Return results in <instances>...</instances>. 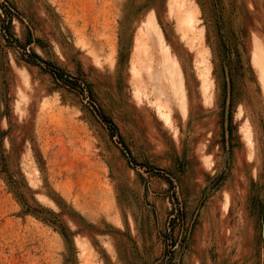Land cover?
<instances>
[{
	"label": "rangeland",
	"instance_id": "1",
	"mask_svg": "<svg viewBox=\"0 0 264 264\" xmlns=\"http://www.w3.org/2000/svg\"><path fill=\"white\" fill-rule=\"evenodd\" d=\"M0 264H264V0H0Z\"/></svg>",
	"mask_w": 264,
	"mask_h": 264
},
{
	"label": "trees",
	"instance_id": "2",
	"mask_svg": "<svg viewBox=\"0 0 264 264\" xmlns=\"http://www.w3.org/2000/svg\"><path fill=\"white\" fill-rule=\"evenodd\" d=\"M111 129V128H110ZM112 130V129H111ZM112 133H114V131L112 130Z\"/></svg>",
	"mask_w": 264,
	"mask_h": 264
}]
</instances>
